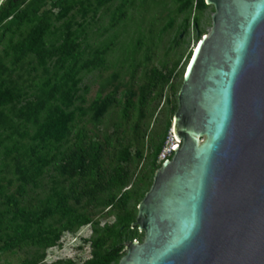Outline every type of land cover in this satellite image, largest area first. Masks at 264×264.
Segmentation results:
<instances>
[{
    "label": "trees",
    "instance_id": "1",
    "mask_svg": "<svg viewBox=\"0 0 264 264\" xmlns=\"http://www.w3.org/2000/svg\"><path fill=\"white\" fill-rule=\"evenodd\" d=\"M112 1L4 0L0 5V254L33 250L18 264H118L125 243L141 235L131 224L161 166L158 157L177 109L179 61L169 69L150 68L139 93L134 83L123 92L114 86L85 107L82 76L104 66L114 43L111 39L94 49L89 23ZM172 2L176 14L183 15L175 46L190 20L197 36L205 35L200 29L205 0ZM132 4L120 0L114 7L111 29L127 18ZM164 91L168 120L162 134L148 133L144 157L143 147L135 143L144 139L141 124ZM112 107L119 108L124 121L133 119V136L125 148H113L119 127L100 141L83 123L87 117L101 124ZM112 148V161L105 165L102 160ZM134 158L143 163L133 179L122 162ZM50 170L55 174L40 194ZM91 212L99 217L93 220ZM100 218L113 222L101 225ZM83 227H89L90 237L75 239L74 258L44 261L49 248L74 238Z\"/></svg>",
    "mask_w": 264,
    "mask_h": 264
},
{
    "label": "water",
    "instance_id": "2",
    "mask_svg": "<svg viewBox=\"0 0 264 264\" xmlns=\"http://www.w3.org/2000/svg\"><path fill=\"white\" fill-rule=\"evenodd\" d=\"M4 0H0V5ZM161 163L118 264H264V0H205Z\"/></svg>",
    "mask_w": 264,
    "mask_h": 264
},
{
    "label": "rangeland",
    "instance_id": "3",
    "mask_svg": "<svg viewBox=\"0 0 264 264\" xmlns=\"http://www.w3.org/2000/svg\"><path fill=\"white\" fill-rule=\"evenodd\" d=\"M119 2L120 0H113L111 5L100 10L98 19L95 22L89 23L88 31L91 37L89 42L94 49L111 39H114V43L106 56L104 66L90 73H84L82 76L81 93L87 90L84 94L86 99L85 107L96 98L109 93L114 86H118L119 91L123 92L127 86L134 83L139 93L138 88L143 85L145 72L152 67H160L161 65H165L169 69L176 61H179L176 81L180 87L189 57L203 36L199 33V36H197L190 20L188 30L180 34L181 40L175 46L174 39L180 33L183 15L176 14L175 4L172 0H133V4L128 5L127 18L111 29V12ZM213 12V7L208 6L201 15L200 29L205 35L210 31ZM170 21H172V25L168 27ZM134 68L136 70L131 81V72ZM164 94H166L165 91L160 103L152 105L147 117L141 124L140 135L144 133L145 137L142 141L139 139L135 145L143 147L144 157L148 153L146 149L148 133L154 136L162 134L168 120L169 114L166 113ZM83 123L87 131L91 130L89 135L92 136L93 133H96L100 141H103L104 134L112 135L115 127H119L120 133L114 136L113 148H125L128 145V140L133 136L131 134L133 119H129V121L121 119L118 107H112L99 125L91 124L88 122L87 117ZM168 137L169 133L166 140ZM113 148L109 150V154L102 160L105 165L112 161ZM142 163L143 160L138 158H134L130 162L125 160L122 162L126 170L133 175V179L139 172ZM54 174L51 170L45 174L43 190L40 194L46 192V187L49 185V177ZM39 191L41 190L39 189L37 192ZM31 196H36V193H31ZM91 216L93 220L99 217L94 212H91ZM106 220L109 223L113 222V218L105 220L100 218V224L102 225ZM139 233L141 235L138 241L142 242L143 233ZM79 236L89 238V227L81 228L77 231L74 238L68 237L62 243H58L57 246L49 248L46 251L44 261L50 263L57 259L74 258L78 254L76 242L74 241ZM88 251V248L84 249L85 253ZM32 253L33 250L27 249L1 253L0 264H18L23 259L30 257Z\"/></svg>",
    "mask_w": 264,
    "mask_h": 264
},
{
    "label": "built area",
    "instance_id": "4",
    "mask_svg": "<svg viewBox=\"0 0 264 264\" xmlns=\"http://www.w3.org/2000/svg\"><path fill=\"white\" fill-rule=\"evenodd\" d=\"M178 146L180 145V142L177 141L174 136L172 135L171 131L169 132V137L167 140H165L164 146L159 154L158 157V162L162 163L165 160H168L171 158L172 154H173V146Z\"/></svg>",
    "mask_w": 264,
    "mask_h": 264
},
{
    "label": "bare ground",
    "instance_id": "5",
    "mask_svg": "<svg viewBox=\"0 0 264 264\" xmlns=\"http://www.w3.org/2000/svg\"><path fill=\"white\" fill-rule=\"evenodd\" d=\"M194 49H195V48H194ZM194 49H193V50H194ZM192 52H193V51H192Z\"/></svg>",
    "mask_w": 264,
    "mask_h": 264
},
{
    "label": "clouds",
    "instance_id": "6",
    "mask_svg": "<svg viewBox=\"0 0 264 264\" xmlns=\"http://www.w3.org/2000/svg\"><path fill=\"white\" fill-rule=\"evenodd\" d=\"M171 130V129H170Z\"/></svg>",
    "mask_w": 264,
    "mask_h": 264
}]
</instances>
